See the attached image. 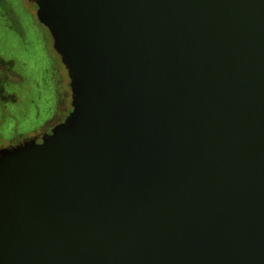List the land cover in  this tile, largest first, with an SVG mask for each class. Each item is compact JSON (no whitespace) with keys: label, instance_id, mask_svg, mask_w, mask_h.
<instances>
[{"label":"water","instance_id":"1","mask_svg":"<svg viewBox=\"0 0 264 264\" xmlns=\"http://www.w3.org/2000/svg\"><path fill=\"white\" fill-rule=\"evenodd\" d=\"M72 110L0 151V264H264V0H35Z\"/></svg>","mask_w":264,"mask_h":264},{"label":"flooded vegetation","instance_id":"2","mask_svg":"<svg viewBox=\"0 0 264 264\" xmlns=\"http://www.w3.org/2000/svg\"><path fill=\"white\" fill-rule=\"evenodd\" d=\"M36 12L35 0H0V30L22 50L4 53L0 40V151L49 137L72 110L68 71ZM18 15L34 28L29 36Z\"/></svg>","mask_w":264,"mask_h":264},{"label":"rangeland","instance_id":"3","mask_svg":"<svg viewBox=\"0 0 264 264\" xmlns=\"http://www.w3.org/2000/svg\"><path fill=\"white\" fill-rule=\"evenodd\" d=\"M25 18H27V17L19 16V20H21L25 24L24 25L25 34L28 35L29 33H31L34 30V28H31L30 24H28L29 21L26 20ZM0 40L4 43V48H3V52L4 53H7V54L9 53L10 54V53L16 52V50L19 51V52L22 51V50L19 49V46L17 45V41L15 40L13 35H11V34L7 35L6 32L0 30ZM36 58H38V60H39V57H37V55H36ZM38 63H39V61H38ZM43 73L44 74L46 73V69L45 70L43 69ZM29 119H30V117H28L26 120H29Z\"/></svg>","mask_w":264,"mask_h":264},{"label":"trees","instance_id":"4","mask_svg":"<svg viewBox=\"0 0 264 264\" xmlns=\"http://www.w3.org/2000/svg\"><path fill=\"white\" fill-rule=\"evenodd\" d=\"M10 17L13 18V15L11 14Z\"/></svg>","mask_w":264,"mask_h":264}]
</instances>
